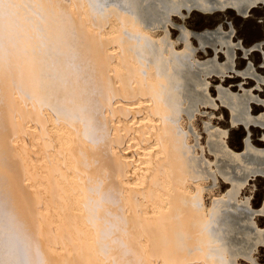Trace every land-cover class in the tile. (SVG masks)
Returning <instances> with one entry per match:
<instances>
[{"label":"bare ground","instance_id":"1","mask_svg":"<svg viewBox=\"0 0 264 264\" xmlns=\"http://www.w3.org/2000/svg\"><path fill=\"white\" fill-rule=\"evenodd\" d=\"M86 4L0 13L20 45L0 33V264H222L182 206L200 167L123 34L143 31Z\"/></svg>","mask_w":264,"mask_h":264},{"label":"rangeland","instance_id":"2","mask_svg":"<svg viewBox=\"0 0 264 264\" xmlns=\"http://www.w3.org/2000/svg\"><path fill=\"white\" fill-rule=\"evenodd\" d=\"M33 1L0 0V13L32 10ZM86 2L119 5L143 31L123 34L148 63L149 81L162 80L155 92L182 138L183 158L200 167L182 201L187 214H204L196 234L214 233L205 246L222 264H264V1L246 13L212 0ZM11 28L0 18L4 50L20 46Z\"/></svg>","mask_w":264,"mask_h":264},{"label":"water","instance_id":"3","mask_svg":"<svg viewBox=\"0 0 264 264\" xmlns=\"http://www.w3.org/2000/svg\"><path fill=\"white\" fill-rule=\"evenodd\" d=\"M261 1H264V0H257L255 2H261ZM255 2H252L251 0H212V3L217 4L218 6H222V7L228 6V7H233V8H239L242 13H246L248 7L252 6ZM241 157L243 159L246 158V155L244 154V152L241 154Z\"/></svg>","mask_w":264,"mask_h":264}]
</instances>
